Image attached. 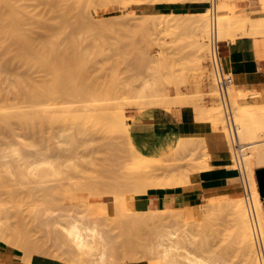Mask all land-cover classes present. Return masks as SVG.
<instances>
[{
    "label": "rangeland",
    "instance_id": "rangeland-1",
    "mask_svg": "<svg viewBox=\"0 0 264 264\" xmlns=\"http://www.w3.org/2000/svg\"><path fill=\"white\" fill-rule=\"evenodd\" d=\"M26 1L27 2L23 1L25 2V6L22 3V7H25V9L27 7V11L29 9V12L32 13L43 15L48 13L47 15H49L50 13L48 10L55 9L54 11L51 10L53 13V24L56 23L53 29L58 28L62 30L59 32L62 36L58 35L60 36V40L58 38V41L61 43L62 47L59 49L61 50L60 52L62 53L64 51L65 53L68 47L72 55L74 53L77 54L80 48L81 52L82 50L86 51L83 53L85 58L81 56L82 53L80 52V55L78 54L75 56L74 54L75 58L72 57V60L69 61L70 63L67 62L68 60H65L67 67L69 65L71 67V69H69L73 71V65H76V62H73V60H82L83 63L79 61L82 65H85V60L89 62V65L87 64L88 68L85 65V72L88 71L85 73L86 77L84 76V81L91 84L94 88L90 92H85L86 94L82 92L76 93L71 90L74 92L73 93L67 89V93L65 91L63 94L61 93L57 97H53V105L58 108V111H56L57 109L53 106L55 112L53 111L54 125H52V128L49 125H47V127L43 125V129H41L39 125L25 127L16 117L15 119L13 117V120H11V127L13 128L3 126L2 131V126L0 127V226L3 231L0 230L2 234L0 235V242H3V240L7 242L10 237L11 244L17 246L15 243L18 242V239H16V242H12L11 239L15 233L12 229L15 230V227H20V224H23L26 226V229H29H27L29 234H27V236H29V238L28 240L26 238L27 243H23V241L21 242V240H19V245L21 242L30 252L32 251V255L40 254L64 264H122L126 262H134L135 264H193L190 259H196L203 264H247L248 260H251L252 255L245 252L242 245H240L237 222L232 215L234 203L237 199H246L243 186V178H245L246 173L243 171V173L240 174L237 170V166L235 165L236 161L234 160L236 157L231 140V147L233 148L232 154L229 152L213 154L215 152V144L211 139L215 127L210 122L208 113L205 111L206 105H208L205 103H209L211 100L212 103L210 102L211 104L209 103L208 105L210 106L215 102L210 99L211 97H208L209 101L206 100L208 94H210V86L208 85L209 79L207 77V62L206 60H202L203 58L198 60L199 56L194 54L196 53L194 48L196 47V45L194 46L196 43L193 33L185 29L186 31L179 30L183 32L182 34L177 31L171 34V32H164L163 29L159 30L160 28L156 25L157 29L153 32L155 28L153 24V27L151 24L149 25L152 28L147 27L149 30L145 27H139L138 29V26L135 27L134 25V28H131L132 24L129 26L128 24L130 22H127L128 19L126 18L125 20L123 17L129 18L131 14L135 16L140 15L137 17H141L144 15L156 16L170 13L147 9L134 11V9L139 6L136 4L127 8H121L122 2L125 0H91V2L90 0H83L82 2L80 0H70L71 4L68 2L69 4L64 6L65 8L63 7V5H65L63 4L64 2L62 3L63 5L61 3L60 5L56 3V7L54 6V8L52 5L53 2H51L53 0ZM146 2L152 1L145 0L144 3ZM30 3H33V5ZM28 4H30V6H28ZM71 5H76L75 7L77 9L73 7L75 8L73 10L74 12L71 11L73 9ZM78 9L81 12H78ZM175 13L190 14L186 12ZM210 16L211 14L208 13V17ZM30 23V25H34L33 21ZM111 31H113V34H111ZM37 34L36 38L41 39L45 32L38 29ZM190 34H192V36H190ZM258 34L259 35L245 36L264 37V33ZM101 36L102 39L100 38ZM71 37H73L74 40ZM68 39H70V41ZM128 40H130V42ZM185 40L187 42L185 44H188L187 46L183 43ZM83 41L87 42L84 43ZM106 41L109 46H107ZM176 41L183 43L184 48H182L180 42H178V44ZM71 42L72 44H70ZM73 42L76 43L75 47ZM101 43L102 45H100ZM175 43L176 45L178 44V46H174ZM105 44L106 47H104ZM77 46H79L78 50L76 48ZM129 46L131 48H129ZM180 46L182 48L181 50ZM64 47L65 49L63 50ZM96 49L103 52L97 51ZM185 49L186 52H184ZM70 50H72V52ZM96 52L99 53L97 54ZM172 55L176 59H173ZM191 55L194 56L191 57ZM82 57L84 59H82ZM194 57L196 58L194 59ZM180 59L183 60L181 61ZM174 60L177 62L174 63ZM196 63L199 65L197 66ZM11 66L9 69L12 68L11 70H14L13 74L10 72L11 70L7 72L0 63V76L2 74L6 76L2 75L5 78L0 77L2 78V80L0 79V113L6 114V111H8L9 114L13 115L14 113L15 115L20 111H25L27 109L32 110L35 108L22 104V102H25L24 97L26 96L25 92L27 88L22 87L26 90H22L24 91L22 92L20 89L21 87H16L17 85L19 86L17 81L18 78H20V76H30L29 78H31L32 81H40L46 77V74L41 68H27V64L21 60H16ZM173 67H175V69ZM71 71L70 73H72ZM6 73L8 75H6ZM71 77L75 78V75H71ZM132 77L136 79L134 80ZM10 78L11 80H9ZM130 78L132 80L131 83ZM71 81H73V87L75 84L78 83L77 85H79L80 83L73 79ZM121 83L123 85H121ZM67 84H70V80ZM15 88L17 91L20 90L19 92L21 95L18 94L16 90H12ZM114 88L116 89L112 90ZM238 88L242 89L245 94L247 93V95H244L245 98L244 96L240 98V103L264 102L263 91L254 87L238 86ZM149 90H152L150 91L151 93ZM253 90L256 92L259 91V96L249 95V91L253 93ZM70 92L77 94V97ZM22 93L25 94V96ZM142 93L145 94V96H143ZM203 93H206V96H204ZM14 94L18 95L15 96ZM79 94L80 96H78ZM19 95L20 98L18 97ZM178 96H187L186 98L189 99H177ZM54 98L57 99L54 100ZM151 99H153V101ZM54 101H57V104H54ZM203 102H205V105L202 104ZM220 103L223 108L221 99ZM24 104L28 105L27 102ZM105 105L108 106L105 107ZM66 106L71 108H64ZM173 106H190L194 112L195 120L199 118L197 121H203L209 124L211 126V132L206 135L187 134L183 138H179L176 145L170 147V150L165 155L147 157L136 149L131 137L127 139L114 122L117 116L121 115V113L124 115L125 113L126 116H124L126 117V121L128 125H130L129 122L131 117L133 113L137 111L150 107H164L166 110H170ZM65 109L73 110L64 112ZM232 109H234L233 113L236 114L237 109L234 105H232ZM78 114H81L79 118L77 117L79 116ZM73 116H76L78 119L82 116V120L84 116V120L87 119V121L81 122V119V121H76ZM225 124H227L226 118ZM7 128H9V130ZM260 138H264V133H261ZM239 147L240 146L235 147L237 151ZM208 152H212L211 163L214 155H218V157H222L225 160L226 164H229L228 166L233 173L228 175L229 178L226 180L227 184L225 183L224 188H214L209 194L202 196L198 202H203V205L207 204L209 203L207 200L209 198L208 195H214L219 198L220 207L218 205L212 213H206L205 216H199V219L197 218L198 220L194 218L193 220L195 221L191 220L188 222L187 219L190 218V216L184 217L181 212V207L162 206L153 208L146 205L145 198L148 191L151 189L157 188L158 190H164L166 188L186 186L195 182L204 171H208V169H204L202 166L203 164L204 166L207 164V160H205L206 155L204 154ZM245 152L246 151H243V153ZM239 155L240 158L245 156V154H241L240 152ZM203 160L206 161V163ZM196 163L201 165H197ZM257 163V161L254 162L256 166L255 172L259 168H264V166H257ZM214 168L215 166L212 164L209 170L211 171ZM44 173L45 175L42 176ZM173 175L178 176L179 179H181L180 177L186 178L189 182H186V180L182 178L185 182L180 180L181 183L179 185L165 187L156 186V184L159 183L171 182L174 177ZM202 199L204 201H201ZM262 201L264 205V198ZM92 202H96V204H94L97 207L99 203H102L101 205L105 208L99 205L100 208L98 209ZM133 205L139 215H136L137 213L134 214L132 209L129 210ZM174 211L177 213L176 215L172 213ZM140 212H142L145 218V225L143 224L144 222H142V225L140 224L142 219L140 217L139 220V216L141 215ZM207 214L211 217H208ZM134 217H138L137 220L140 222L137 220L135 222H133L134 220L130 221ZM115 220L117 222H114ZM5 223L6 225L8 224L5 226L6 229L4 228ZM73 223H76V225L84 229L91 228L97 233L99 243L96 241L93 244L95 246H93L92 252V249H88L90 252L83 253L84 250L78 248L76 242L73 243L74 241L70 239L69 229H71ZM2 224L4 225L2 226ZM134 224L138 227H133ZM138 224H140V227ZM7 227H11V229L7 230ZM141 232L143 233L141 234ZM146 236H149L148 239ZM133 237L139 241L135 239L132 240ZM257 237H259L258 234ZM13 240L15 241L14 237ZM128 241H130V243ZM176 241L178 242L177 246L172 247L175 256L172 258H170L169 255L165 256L163 252L165 246ZM143 242L144 244L146 243L145 246ZM123 243L125 245H123ZM116 246H119L117 250L115 249ZM138 247L140 249L144 248V250H140ZM120 248L121 253L119 250ZM259 248L262 253L261 262L264 264L262 242L259 244ZM85 250L87 251V249ZM29 251L24 252L25 257L28 255L27 259L28 257H32V255L29 256ZM103 252H105L104 262L100 261ZM112 254H118L120 256L113 257ZM79 255L83 256L82 260H80ZM250 260L248 263H250Z\"/></svg>",
    "mask_w": 264,
    "mask_h": 264
},
{
    "label": "bare ground",
    "instance_id": "bare-ground-1",
    "mask_svg": "<svg viewBox=\"0 0 264 264\" xmlns=\"http://www.w3.org/2000/svg\"><path fill=\"white\" fill-rule=\"evenodd\" d=\"M27 2L26 0H0V63L1 65L5 68V70L8 72L10 66L16 61V60H21L22 62H24L25 64H27V68L29 67L30 69H37V68H41L44 70V73L46 74V77L44 79H41L40 81H32L31 78L28 77H23L20 76V78H18V83L19 86L17 85L16 87H21V91L24 90L26 91V96L25 94H23L25 97V102H27L28 105L24 104L22 102L23 105L25 106H31L32 110H25V111H20L19 113L15 114L13 113V115L9 114L8 111H6V114H2L0 113V127L2 128L3 131V126L4 127H9V128H13L11 127V120H13V117L15 119V117L19 120V122L21 124H23L25 127H33L34 125H39L41 126V129H43V125H49L52 128V125H54L53 122V97H57L59 94H63V92L66 91V93L71 90H73L76 93L82 92H90L92 91V89L94 88L93 86H91V84L86 83L84 81V76L86 77L85 73V68L87 66L88 68V63L86 62V60L84 61V64L86 65H82L80 63H83L82 60H73V62L75 61L76 65H73L74 67L72 68L73 71H71V67L68 65L67 67V63L65 60H68L67 62H69L70 60H72L71 58L74 57V54H70L68 48H66V52L64 53V51L61 53L59 50L61 47V43L58 41V38L60 36H62V34L60 35L59 32L62 31L61 29H53V26H55V24H53V13L52 11H54L55 9H51L48 10L49 11V15H47V11H46V15L43 14H39V13H32L29 12L30 10L28 9L27 11V7L25 9V7L23 8L22 6L24 5L25 2ZM29 1V0H28ZM33 1V0H32ZM30 0V2H32ZM35 1V0H34ZM50 1V0H49ZM72 1V0H71ZM81 2L83 0H80ZM85 1V0H84ZM89 1V0H88ZM150 1H155V0H150ZM159 1V0H158ZM175 1H179V0H175ZM183 1V0H182ZM53 2L52 5L53 7L56 5V3H59L58 5H60V3L65 4L64 6H67L69 3L71 4L70 0H53L51 1ZM66 2V3H65ZM69 2V3H68ZM78 2V1H77ZM80 2V3H81ZM91 2V0H90ZM145 0H125L124 2H122V7L121 8H127L129 6H132L133 4L136 5H140L142 3H144ZM23 3V5H22ZM37 3V2H36ZM40 3V2H39ZM73 3V2H72ZM33 5V3H30ZM30 4H28V6H30ZM47 4V3H46ZM31 5V6H32ZM35 5V4H34ZM61 5V6H62ZM82 5V4H81ZM80 5V6H81ZM88 5V4H87ZM25 6V5H24ZM76 6V5H75ZM71 5V8L75 7ZM78 6V5H77ZM79 6V7H80ZM37 7V6H35ZM34 7V10H35ZM56 7V6H55ZM54 7V8H55ZM78 7V8H79ZM33 8V7H31ZM47 8V7H46ZM45 8V10H46ZM50 8V7H49ZM59 8V7H58ZM61 8V7H60ZM65 8V7H64ZM70 8V7H69ZM68 8V9H69ZM76 8V7H75ZM75 8H73L71 11H73ZM77 9V8H76ZM132 9V8H131ZM82 10V9H81ZM86 10V9H85ZM133 10V9H132ZM136 10V8L134 9V11ZM51 11V12H50ZM64 11V10H63ZM68 11V10H67ZM80 10L78 9V12ZM247 10H243V11H236L234 8V4L232 2H230L229 4H221L218 3L217 0V5L215 7V9H205L203 12L198 13V14H176V13H170V14H160V15H156V16H141V17H137L140 15H130V17H123L125 20L126 18L128 19L127 22H130L128 25L130 26L132 24L131 28H134L133 25L139 29L142 27H145L146 29L150 28L151 26L153 27L154 25V30L153 32H155L156 26L159 27L161 29L164 30V32H181V31H186L185 29H188L187 31H190V33L192 32L194 38H195V43L194 46L196 45L195 50L196 53L199 56V59L202 60H206V64H207V77L209 79L208 81V85L210 86V90L207 99L205 97V99L207 101H209L208 97H211L210 99H212L215 103L208 106L209 103L211 102V100L209 101V103H205L203 102L202 104H208L206 105L205 111L208 113V118L210 119V122L214 125V131L212 134V141L215 144V152L217 151L218 153H222V152H229V153H233L232 151V147H231V142H230V137H229V132L227 131V124H225V115H224V109L221 107V103H220V96H219V91L218 88L216 86V79H215V70L213 68V64H211V53L213 54L214 48H213V37L215 36V41H221L223 39L226 38H231V39H235V36L237 37L239 36H245V35H259L258 33H264V0H261V4H260V8L255 9L253 11H251L249 13L248 16H242V17H234V14H238V13H245ZM43 12V11H42ZM74 12V11H73ZM75 12L78 14V12L75 10ZM81 12V11H80ZM215 12H217V14H215ZM72 13V12H71ZM208 13L211 14L210 17H208ZM57 14V13H56ZM81 14V13H80ZM64 16V15H63ZM62 16V17H63ZM56 19V18H55ZM67 19V18H66ZM69 19V16H68ZM31 21H33L34 25H30ZM61 21V20H60ZM63 21V19H62ZM118 21V20H117ZM62 23V22H61ZM64 24V23H63ZM151 24V26H149ZM153 24V25H152ZM58 25V24H57ZM62 25V24H61ZM75 25V23H74ZM93 25V24H91ZM95 25V24H94ZM156 25V26H155ZM58 27V26H57ZM88 27V26H87ZM94 27V26H93ZM92 27V28H93ZM148 27V28H147ZM151 27V28H152ZM56 28V27H55ZM61 28V27H60ZM74 28V27H73ZM110 28V27H109ZM38 29H41L45 32L44 36L41 39H37L36 38V34L38 32ZM101 29V28H100ZM74 30V29H73ZM105 30V29H104ZM110 30V29H108ZM107 30V31H108ZM149 30V29H148ZM181 30V31H179ZM65 31V30H64ZM69 31V30H67ZM86 31V30H85ZM103 31V30H102ZM106 31V32H107ZM139 31V30H138ZM98 32V31H97ZM100 32V30H99ZM113 31H111V34ZM67 33V32H66ZM65 33V34H66ZM92 33V32H91ZM96 33V32H95ZM105 33V32H103ZM108 33V32H107ZM135 33V32H134ZM183 32H181L182 34ZM64 34V35H65ZM93 34V33H92ZM98 34V33H97ZM102 34V33H101ZM189 34V32H188ZM38 35V34H37ZM60 35V36H58ZM78 35V34H77ZM86 35V34H85ZM108 35V34H107ZM136 35V34H135ZM137 35L139 36V34L137 33ZM184 35V34H183ZM177 36V34H176ZM186 36V35H185ZM190 36H192V34H190ZM183 37V36H182ZM189 37V36H188ZM67 38V37H66ZM73 38V37H71ZM102 39V36L100 37ZM132 38V37H131ZM135 38V37H134ZM181 38V37H180ZM63 39V38H62ZM100 39V40H101ZM187 39V38H186ZM192 39V38H191ZM190 39V40H191ZM60 40V38H59ZM70 41V39H68ZM72 40V39H71ZM74 40V38H73ZM81 40V39H80ZM105 40V39H103ZM131 40V39H130ZM130 40H128L130 42ZM137 40V39H136ZM180 40V39H179ZM82 41V40H81ZM174 41V40H173ZM172 41V42H173ZM184 41V40H183ZM182 41V42H183ZM76 42V41H74ZM74 47L76 45V43H74ZM78 42V40H77ZM84 43H86L85 41H83ZM101 42V41H100ZM105 42V41H104ZM128 42V43H129ZM170 42V41H168ZM177 43L180 41H176ZM107 46H109L108 42L106 41ZM181 43V42H180ZM184 44L187 43L186 40L185 42H183ZM181 43L182 48H184V44ZM72 44V42L70 43ZM69 44V46H70ZM83 44V43H81ZM174 44V43H172ZM179 44V43H178ZM178 44L174 46H178ZM68 45V44H67ZM102 45V43L100 44ZM129 45L131 46V44L129 43ZM136 45V42H135ZM134 45V47H135ZM188 45V44H187ZM185 44V46H187ZM193 45V44H191ZM190 45V46H191ZM211 45V47H210ZM128 46V45H127ZM129 46V48H131ZM72 47V46H71ZM77 46V50H78ZM81 47V46H80ZM100 47V46H99ZM98 47V48H99ZM106 47V44L105 46ZM62 48V47H61ZM75 48V49H76ZM102 48V47H101ZM138 48V47H137ZM171 48V47H170ZM180 46V50L182 49ZM65 49V47L63 48V50ZM74 49V50H75ZM81 49V48H80ZM80 49L77 52V54H75V56H77L78 54L80 55ZM85 49V48H84ZM100 49V48H99ZM98 49V50H99ZM105 49V48H104ZM109 49V48H108ZM173 49V48H172ZM190 49V48H189ZM193 49V48H192ZM73 50V49H72ZM72 50H70L72 52ZM97 50V49H96ZM97 50V51H98ZM107 50V49H105ZM101 51V50H99ZM193 51V50H191ZM86 51L82 50V54L81 56L84 57V54ZM103 52V51H101ZM105 52V51H104ZM128 52V50H127ZM172 52V51H170ZM179 52V51H177ZM184 52H186V49L184 50ZM97 53V52H96ZM99 53V52H98ZM97 53V54H98ZM131 53V52H130ZM133 53V52H132ZM135 53V51H134ZM173 53V52H172ZM180 53V52H179ZM107 54V53H106ZM178 54V53H177ZM188 54V52H187ZM72 55V56H71ZM88 55V53H87ZM102 55V54H101ZM121 55V54H120ZM119 55V56H120ZM149 55V54H148ZM174 55V54H173ZM172 55V56H173ZM180 55V54H178ZM186 55V54H185ZM189 55V54H188ZM97 56V55H96ZM118 56V55H117ZM135 56V55H134ZM138 56V55H137ZM161 56V55H160ZM175 56V55H174ZM173 59H176L174 58ZM183 56V55H182ZM194 55H191V57ZM196 56V55H195ZM79 57V56H78ZM82 57V59H84ZM102 57V56H101ZM106 57V56H104ZM128 57V56H127ZM178 57V56H177ZM189 58H191L190 56H187ZM75 58V57H74ZM73 58V59H74ZM99 58V57H98ZM125 58V57H124ZM133 58V57H132ZM151 58V56H150ZM196 57H194L195 59ZM80 59V58H79ZM90 59V58H88ZM120 59V57H119ZM127 59V58H126ZM137 59V57H136ZM135 59V60H136ZM146 59V58H145ZM170 59V57H169ZM172 59V60H173ZM184 59V58H183ZM182 59V60H183ZM193 59V58H192ZM118 60V59H117ZM129 60V59H128ZM159 60V59H158ZM181 60V59H180ZM181 60V61H182ZM191 60V59H190ZM80 61V63H79ZM72 62V63H73ZM177 62L174 60V63ZM70 63V62H69ZM91 63V62H90ZM139 63H143V62H139ZM199 63V62H198ZM88 64V65H87ZM145 64V63H144ZM142 64V65H144ZM138 65V64H137ZM136 65V66H137ZM178 65V64H176ZM196 65L198 66L199 64L196 63ZM85 66V67H84ZM133 66V65H132ZM173 66V64H172ZM184 66V64H183ZM13 67V66H11ZM26 67V66H25ZM142 67V66H141ZM144 67V66H143ZM186 67V66H185ZM184 67V68H185ZM1 68V67H0ZM70 68V69H69ZM175 69V67H173ZM180 68V67H179ZM116 69V68H115ZM136 69V67H135ZM139 69V68H138ZM118 70V69H117ZM141 70V69H140ZM14 70H11L10 72L13 74ZM70 71L72 73H70ZM175 71V70H173ZM183 71V70H180ZM206 71V68H205ZM115 72V70H114ZM137 72V71H136ZM140 72V71H139ZM198 72V71H196ZM32 73V72H31ZM116 73V72H115ZM114 73V74H115ZM1 74V73H0ZM10 74V73H9ZM70 74V75H69ZM88 74V73H87ZM96 74V73H95ZM112 74V73H111ZM134 74V73H133ZM4 75V74H2ZM0 76L2 78H5L3 76ZM6 75H8L6 73ZM44 75V74H42ZM71 75H75V78H72ZM110 75V74H109ZM175 75V74H174ZM173 75V76H174ZM12 76V75H11ZM127 76V75H126ZM131 76V75H130ZM136 76V75H135ZM33 77V76H32ZM43 77V76H41ZM71 79H70V78ZM77 77V79H76ZM139 77V76H137ZM201 77V76H200ZM2 78H0L2 80ZM133 78V77H132ZM37 79V78H36ZM70 80V84H67ZM74 80L76 82H80L79 85L75 84L74 87L72 85L71 80ZM80 81H79V80ZM115 79V78H114ZM134 80L136 78H133ZM11 80V78L9 79ZM101 80V79H99ZM159 80V79H158ZM7 81V80H6ZM113 81V80H112ZM117 81V80H115ZM131 78H130V83H131ZM146 81V80H145ZM147 82V81H146ZM145 82V83H146ZM167 82V81H166ZM187 82V81H186ZM16 83V82H15ZM98 83V81H97ZM96 83V84H97ZM134 83V81H133ZM74 84V83H73ZM113 84V83H112ZM184 84V83H183ZM12 85V84H11ZM121 85H123L121 83ZM147 85V84H146ZM263 85V84H262ZM15 86V85H14ZM116 86V84H115ZM145 86V85H144ZM148 86V85H147ZM22 87H26L27 89H23ZM119 87V86H118ZM143 87V86H142ZM14 88V87H13ZM132 88V87H131ZM130 88V89H131ZM68 89V90H67ZM111 89V88H110ZM116 88L112 89L115 90ZM129 89V88H128ZM144 89V88H143ZM1 90V89H0ZM12 90H16L12 89ZM11 90V91H12ZM135 90V89H134ZM17 91V90H16ZM15 91V94H16ZM20 91V90H19ZM17 91L18 94L21 95V93ZM22 91V92H24ZM71 91V92H73ZM133 91V90H132ZM142 91V90H141ZM145 91V90H144ZM152 90H149V92ZM158 91V90H157ZM187 91V90H186ZM14 92V91H13ZM70 92V93H71ZM73 92V93H74ZM139 92V90H138ZM146 92V91H145ZM156 92V91H155ZM250 94L249 95H253L256 96L258 94V92H256L255 90H253L251 93V91H249ZM2 93V91H1ZM65 93V94H66ZM71 93V94H73ZM119 93V92H118ZM141 93V92H140ZM151 93V92H150ZM208 93V91H207ZM14 94V95H15ZM17 94V95H18ZM69 94V93H68ZM86 94V93H85ZM112 94V93H111ZM115 94V93H114ZM138 94V93H137ZM143 94V93H142ZM141 94V95H142ZM155 94V93H154ZM158 94V93H156ZM204 94V93H203ZM206 94V93H205ZM204 94V96H206ZM15 95V96H17ZM20 95L18 96L20 98ZM67 95V94H66ZM70 95V94H69ZM74 96L77 97V94H73ZM133 95V94H132ZM152 95V94H151ZM202 95V94H201ZM244 95H247V93L245 94V92H243L242 89L238 88V85L235 81L232 82V84L230 85L229 88V99L232 105L235 106L236 110V114L233 113L234 115V120L237 126V144L240 146L238 151L237 149L234 147V153H235V157L236 159H234L236 161V166L240 167L245 173V178H246V183H247V189H248V194L249 196H246V199L244 198H240L237 199V201L234 203V209H233V216L234 219L237 222V227H238V232H239V240H240V245H242V248L245 252L249 253L252 255L250 263L249 260L247 262V264H262V253H261V249L259 248V243H258V237L257 234L259 236V238L261 239V242L263 244V253H264V211L262 208V204L260 201V188H259V184H258V180H257V176H256V172H255V164L254 162L257 161L258 165L257 166H264V138L261 139V133H264V102H249V103H240V98H243ZM61 96V95H60ZM65 96V95H63ZM80 96V94L78 95ZM140 96V95H139ZM143 96H145V94H143ZM5 97V94H4ZM62 97V96H61ZM68 97V96H67ZM71 97V96H70ZM85 97V96H83ZM187 97V96H186ZM184 97H177V99H189ZM22 98V97H21ZM75 98V97H73ZM245 98V96H244ZM5 99V98H4ZM57 98H54V100ZM62 99V98H61ZM71 99V98H70ZM203 99V98H202ZM45 100H50V101H45ZM60 100V99H59ZM153 101V99H151ZM201 100V99H200ZM6 101V100H5ZM23 101V100H22ZM158 101V100H156ZM189 101V100H188ZM1 102V100H0ZM4 102V101H3ZM60 102V101H59ZM155 102V100H154ZM20 103V102H19ZM152 103V102H151ZM205 103V104H204ZM212 103V102H211ZM210 103V104H211ZM6 104V103H5ZM21 104V103H20ZM54 104H57V101H54ZM144 104V102H143ZM201 104V103H200ZM201 104V105H202ZM1 105V104H0ZM8 106V104H7ZM12 106V105H11ZM14 106V105H13ZM70 106V105H69ZM108 105H105V107ZM55 107V106H54ZM12 108V107H11ZM58 111V108L55 107ZM64 108H71V107H64ZM234 108V107H233ZM3 109V108H2ZM7 109V108H5ZM4 109V110H5ZM62 109V107H61ZM60 109V111H61ZM22 110V109H20ZM73 110V109H70ZM70 110H64L65 111H70ZM199 110V108H198ZM11 111V110H10ZM63 111V110H62ZM200 111V110H199ZM234 111V109H233ZM55 112V111H54ZM201 112V111H200ZM77 114V113H75ZM74 114V115H75ZM200 114V113H198ZM79 116H77L78 118L80 117L81 114H78ZM83 115V114H82ZM124 115L126 116V114L124 113ZM122 113L121 115L117 116L115 118V123L117 124L120 132H122L125 137L127 139H130V125H128L127 121H126V117L124 116ZM55 116V115H54ZM72 116V115H70ZM199 116V115H198ZM197 116V118H198ZM75 117V118H74ZM73 118L76 121H81L82 120V116H81V120L76 118V116H73ZM86 118V117H85ZM55 119V118H54ZM199 119V118H198ZM197 119V120H198ZM87 121V119H85ZM84 120V116H83V120L81 122H86ZM55 121V120H54ZM84 124V123H83ZM15 125V123H14ZM20 125V124H18ZM22 126V125H20ZM38 126V128L40 129V127ZM48 126V127H49ZM23 127V126H22ZM37 127V126H36ZM45 127V126H44ZM9 128H7L9 130ZM50 128V130H51ZM13 130V129H12ZM11 132V130H10ZM41 132V131H39ZM43 132V131H42ZM49 133V132H48ZM121 133V134H122ZM46 134V133H45ZM123 135V136H124ZM121 136L122 138H125ZM185 136V135H184ZM182 136V138L184 137ZM263 136V135H262ZM47 137V136H46ZM49 139V138H48ZM42 141V140H40ZM232 141V140H231ZM23 143V142H22ZM21 143V144H22ZM27 144V143H26ZM25 144V145H26ZM42 144V143H41ZM233 144V143H232ZM114 145V144H113ZM258 147V148H256ZM23 148V147H22ZM175 149V148H174ZM22 150V149H21ZM50 150V149H49ZM48 150V151H49ZM243 151H246L245 153H243ZM53 152V151H52ZM239 152L241 154H245V156H243V158H240ZM211 154L212 152H208L205 153L204 155H206L205 160H207V164L204 166V164L202 165L204 169H210V167L212 166L211 163ZM230 156V154H229ZM228 156V157H229ZM233 157V156H232ZM2 158V157H1ZM50 158V157H49ZM197 158V157H196ZM154 159V158H153ZM194 159V158H193ZM204 159V158H203ZM230 159V158H229ZM241 159V161H239ZM176 160V159H175ZM195 160V159H194ZM2 161V160H1ZM201 161V160H200ZM204 161V160H203ZM206 163V161H204ZM203 162V163H204ZM228 162V160H227ZM198 163V162H197ZM196 163V164H197ZM200 163V162H199ZM3 164V163H2ZM192 164V163H189ZM195 164V165H196ZM260 164V165H259ZM197 165H201V164H197ZM229 165V164H227ZM200 166V167H202ZM198 167V166H196ZM196 169V168H195ZM41 170V169H40ZM46 170V169H45ZM53 170V168H52ZM49 171V170H48ZM41 173V172H40ZM40 175V174H39ZM45 175L42 174V176ZM174 176V175H173ZM178 176H174L171 182H167V183H159L156 184V186L159 187H165V186H175V185H179L181 183L180 180L184 181L183 179L186 180V182H189L188 179L180 177L181 179H179ZM183 178V179H182ZM3 181V180H2ZM185 182V181H184ZM182 185V184H181ZM51 192V190H50ZM48 193V191H47ZM32 194V193H31ZM49 194V193H48ZM70 196V195H69ZM206 196V195H205ZM209 198L207 199L209 201V203L207 204H202L200 202L195 203V204H187L184 207H181V212L182 214L185 216H190V218L187 219L188 222L195 221L199 219V216L204 215L206 213H212L216 207L219 205V198L215 197L214 195H208ZM47 198V197H46ZM50 198V197H49ZM55 199V198H54ZM37 200V199H36ZM219 200V201H218ZM53 201V199H52ZM201 201H204L203 199ZM21 202V201H20ZM38 202V201H37ZM49 202V201H48ZM15 203V202H14ZM93 203V202H92ZM96 204V202H94ZM93 203V204H94ZM94 204V205H95ZM102 204V203H101ZM100 203L99 205L102 206ZM98 205V204H97ZM98 205V207L95 205V207H97L98 209L100 208V206ZM16 206V204H15ZM20 206V205H19ZM35 206V205H34ZM39 207V206H38ZM42 207V206H41ZM220 207V205H219ZM102 208H105L102 206ZM101 208V210H102ZM123 209V208H122ZM127 209V208H126ZM133 210L134 214L137 213L136 215H139L137 210L135 209V206L133 205L129 210ZM104 211V210H103ZM120 211V210H119ZM124 211V210H123ZM100 212V211H99ZM126 212V211H125ZM144 212V211H143ZM175 212V211H174ZM173 214H177L176 212ZM180 212V213H181ZM217 212V211H216ZM18 213V212H17ZM118 213V212H117ZM115 213V214H117ZM141 215L139 216V220L140 217L141 219V225L142 222H144L143 224L145 225V218L142 214V212H140ZM171 213V214H172ZM221 213V212H220ZM120 214V213H119ZM172 214V215H173ZM181 214V216L183 217V215ZM122 215V214H121ZM210 215V214H209ZM224 215V214H223ZM178 216L180 217V214L178 213ZM208 216V214H207ZM22 217V216H21ZM108 217V216H107ZM123 217V216H122ZM133 217V216H132ZM211 217V216H208ZM221 217V216H220ZM135 218V219H134ZM132 220L135 222L138 217H134ZM194 218H196L195 220H193ZM198 218V219H197ZM219 218V217H216ZM215 219V218H213ZM222 219V218H221ZM114 220V219H113ZM137 220V221H139ZM144 220V221H142ZM234 220V221H235ZM1 222V221H0ZM23 222V221H22ZM114 222H117L116 220ZM140 222V221H139ZM119 223V222H118ZM131 223V222H130ZM138 223V222H137ZM218 223V221H217ZM20 224V223H19ZM25 224V223H24ZM120 224V223H119ZM132 224V223H131ZM140 224L139 227H140ZM216 224V223H215ZM1 225V224H0ZM4 224H2L3 226ZM8 225V224H7ZM6 223L4 225V228L6 229L5 226H7ZM12 225V224H11ZM18 225V224H16ZM21 226H17L15 227V230L12 229V231H14L15 233L13 234V236L11 237L12 242H16V239L21 240V242L23 241V243H27V240L29 238V236H27L28 231L26 229V226H24L23 224H20ZM136 224L133 225V227ZM143 225V227H144ZM118 226V225H117ZM121 226V225H120ZM138 227V226H135ZM142 227V228H143ZM219 227V226H218ZM114 228V227H113ZM139 228V229H142ZM11 229V227H7V230ZM124 229V228H123ZM0 230L2 231V228L0 226ZM29 230V229H28ZM118 230V229H117ZM136 230V229H135ZM144 230V229H143ZM218 230V229H216ZM0 231V235L1 234ZM142 231V230H141ZM146 231V230H145ZM3 232V231H2ZM125 232V231H124ZM136 232V231H135ZM9 233V232H8ZM13 233V232H12ZM11 233V234H12ZM126 233V232H125ZM137 233V232H136ZM140 233V232H139ZM143 232H141L142 234ZM4 235V234H3ZM29 235V234H28ZM126 235V234H125ZM124 235V236H125ZM149 235V234H148ZM11 236V235H10ZM69 236L70 239H72L75 243L76 242V246H78V248H81L83 251V253H88L90 252V250L93 248V245L96 241H98L99 243V239L97 237V233H95V231L91 228H81L80 226L76 225V223L71 225V229H69ZM9 237V236H8ZM13 237L15 239V241L13 240ZM66 237V235H65ZM147 239L149 236H146ZM27 238V240H26ZM64 238V237H63ZM129 238V237H126ZM137 238V236H136ZM135 237L132 238L136 240ZM139 238V235H138ZM142 239V238H141ZM3 240V239H2ZM9 241H5L3 240V242L5 241L6 243L10 242L9 244L11 245V240L10 237L8 239ZM63 240V239H62ZM140 240V238H139ZM136 240V241H139ZM146 240V238H145ZM238 240V239H237ZM70 241V240H69ZM17 243H15L17 245V247L19 246L20 249H22L24 252H28L29 250L26 248V246H24L21 242L20 245ZM62 242V241H61ZM60 242V243H61ZM125 242V241H124ZM130 243V241H128ZM146 242V241H145ZM71 243V241H70ZM134 243V241H133ZM136 243V242H135ZM66 244V243H65ZM139 244V243H138ZM144 244V242H143ZM146 244V243H145ZM144 244V246H145ZM178 244V242H174L169 244L168 246H165V249L163 250V252L165 253V256H168L170 258L175 256V253L172 251V247H176ZM56 245V244H55ZM75 245V244H74ZM123 245H125L123 243ZM137 245V244H136ZM13 246V245H11ZM122 246V244H121ZM120 246V247H121ZM132 246V244H131ZM134 246V245H133ZM139 246V245H138ZM16 247V246H15ZM36 247V246H35ZM57 247V245H56ZM60 247V246H59ZM67 247V246H66ZM119 246H116V250L118 249ZM136 247V246H135ZM142 247V246H141ZM139 248V247H138ZM146 248V247H145ZM87 249V251L85 250ZM88 249H90L88 251ZM140 249V248H139ZM138 249V250H139ZM144 250V248H141ZM140 249V250H141ZM35 250V249H34ZM33 250V252H34ZM120 253H121V248L119 249ZM93 251V249L91 250V252ZM134 251V250H133ZM30 252V251H29ZM49 252V250H48ZM77 252V251H76ZM115 252V251H113ZM118 252V251H117ZM116 252V253H117ZM53 253V252H52ZM82 253V251H81ZM246 253V254H247ZM29 254V253H28ZM51 254V253H50ZM76 254V253H74ZM135 254V253H134ZM27 255V253H26ZM32 255V251L30 252L29 256ZM72 255V254H71ZM86 255V254H85ZM28 256V255H27ZM27 256L25 257V259L27 258ZM52 256V255H51ZM80 256V255H79ZM104 256H105V252H103L101 254L100 257V261L104 262ZM113 257H119L120 255L118 254H112ZM31 257H28V259ZM80 260H82L83 256L81 255ZM27 259V262L29 263ZM22 261V260H21ZM190 261L193 264H203L201 262H199L196 259H190ZM25 262V261H23ZM144 262V261H143ZM139 263V261H138ZM142 264V263H141ZM144 264V263H143ZM147 264V263H146Z\"/></svg>",
    "mask_w": 264,
    "mask_h": 264
},
{
    "label": "crops",
    "instance_id": "crops-1",
    "mask_svg": "<svg viewBox=\"0 0 264 264\" xmlns=\"http://www.w3.org/2000/svg\"><path fill=\"white\" fill-rule=\"evenodd\" d=\"M230 2L234 4L236 11L247 10L245 13L233 15L237 18L248 16L251 11L260 8L261 4V0H218L221 4ZM210 6V0H155L140 4L136 11L147 9L169 13H201ZM219 52L224 69L234 74L238 86L254 87L264 92V37L238 36L234 40L226 38L219 42ZM129 124L134 146L147 157L165 155L184 135H206L211 132L209 124L195 120L190 106H173L170 110L164 107L146 108L133 113ZM212 160L215 168L204 171L192 184L148 191L146 205L153 208L184 207L197 203L214 188H224L228 175L233 171L222 157L214 155ZM260 201L264 211L261 195ZM11 245L0 242V264H64L40 254H33L28 263L24 251Z\"/></svg>",
    "mask_w": 264,
    "mask_h": 264
},
{
    "label": "built area",
    "instance_id": "built-area-1",
    "mask_svg": "<svg viewBox=\"0 0 264 264\" xmlns=\"http://www.w3.org/2000/svg\"><path fill=\"white\" fill-rule=\"evenodd\" d=\"M210 2H211L210 8L215 9L217 5V0H210ZM215 14H217V12H215ZM213 41H214L213 42L214 51L212 54V64H213V68L216 74V81H217L219 96H220L222 106L224 109L230 138L232 140L233 146L237 147L239 146L237 144V133L238 132H237V126L234 120L232 104L229 99V88L232 82L234 81V76L231 72L226 71L224 69V65L221 61L222 57L220 56V52H219V42L220 41H215V36L213 37ZM239 161H241V159ZM237 170L239 171L240 174L243 173V170L240 167H237ZM243 186L245 189L246 196H249L246 178H243ZM258 242L259 244L261 243V239H259V237H258Z\"/></svg>",
    "mask_w": 264,
    "mask_h": 264
},
{
    "label": "water",
    "instance_id": "water-1",
    "mask_svg": "<svg viewBox=\"0 0 264 264\" xmlns=\"http://www.w3.org/2000/svg\"><path fill=\"white\" fill-rule=\"evenodd\" d=\"M256 176L262 196L264 197V168L256 170Z\"/></svg>",
    "mask_w": 264,
    "mask_h": 264
},
{
    "label": "trees",
    "instance_id": "trees-1",
    "mask_svg": "<svg viewBox=\"0 0 264 264\" xmlns=\"http://www.w3.org/2000/svg\"><path fill=\"white\" fill-rule=\"evenodd\" d=\"M261 195V194H260ZM264 197H262V195H261V200L263 199ZM262 203H263V201H262ZM263 207H264V205H263Z\"/></svg>",
    "mask_w": 264,
    "mask_h": 264
}]
</instances>
